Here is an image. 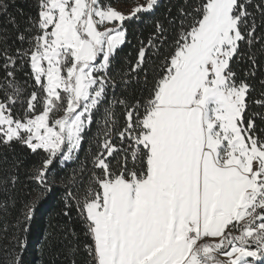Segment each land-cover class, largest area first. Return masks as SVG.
Masks as SVG:
<instances>
[{
    "label": "snow or ice",
    "instance_id": "snow-or-ice-1",
    "mask_svg": "<svg viewBox=\"0 0 264 264\" xmlns=\"http://www.w3.org/2000/svg\"><path fill=\"white\" fill-rule=\"evenodd\" d=\"M158 6L132 0L121 11L104 0H37L36 17L17 26L19 46L0 37V144L40 158L36 195L17 217L7 264H24L55 162H79L102 109L91 169L81 165L79 191L66 196L90 240L88 264H264V91L253 99L248 83L257 67L251 49L264 51V0H192L169 21L170 42L157 21L135 61L116 73L129 23ZM153 56L160 62L147 96L117 97L141 73L147 83ZM245 58L251 66L241 76ZM26 68L30 92L18 81ZM67 182L77 183L75 171Z\"/></svg>",
    "mask_w": 264,
    "mask_h": 264
},
{
    "label": "trees",
    "instance_id": "trees-1",
    "mask_svg": "<svg viewBox=\"0 0 264 264\" xmlns=\"http://www.w3.org/2000/svg\"><path fill=\"white\" fill-rule=\"evenodd\" d=\"M104 2L113 6H128L132 0H104ZM191 2L192 0H159V6L154 15L145 16L142 20L129 23L127 43L118 50V56L113 62L116 73H119L121 69L127 70L128 65L135 61L141 41H146L149 38L157 21L168 28L170 42L173 31L169 21L177 19L180 9L187 8ZM0 3L7 5L6 11L0 10V37H6L8 45L17 47L19 46V42L15 40L17 26L20 30H24L28 26L29 19L36 17L37 0H0ZM259 24L260 19L257 16V25ZM258 34H264V29L258 28ZM167 51L168 48L165 47L164 53L166 54ZM251 51L256 58L257 67L255 76L248 78V83L254 89L252 98L255 99L264 91L261 85V81H264V51H261L258 44L254 45ZM245 52L247 53V49ZM159 62L154 56L149 59L146 68L147 83L144 73H141L138 83L133 81L132 86L127 89L121 85L116 89V96L123 95L130 103L142 96H147V89L152 86L155 69ZM250 66L249 61L245 58L237 71L243 76L248 72ZM28 71L30 69L27 68L23 71L17 70L19 86L30 92L32 90L31 81L26 75ZM117 82L119 83V76H117ZM2 93L3 88L0 87V94ZM253 110L260 111L255 106ZM116 111L120 116L122 109ZM102 114L103 109L100 114L94 117L95 121L99 123H93L84 134L79 162H70L66 167L58 161L55 162V166L48 176L52 191L40 199L31 230L26 235L27 246L22 256L24 264H72L73 260H75V264H88L89 257L84 245L90 243V240L84 234V225L76 209L66 206V196L69 192L77 193L79 191L81 165L85 164L88 169H91L89 158L96 151L97 137L102 136ZM39 159L30 150L20 145L8 147L0 144V264H7L10 251L6 250H11L14 246L16 235L14 225L23 203L35 198L37 184L32 176L35 167L38 166ZM74 171L77 178L76 184L67 182V178L72 177ZM84 175L86 178L87 172ZM13 180H15L14 184ZM12 201H15V207L11 206ZM4 203L9 206L4 208L2 206ZM72 248L77 249L75 254L69 253V249Z\"/></svg>",
    "mask_w": 264,
    "mask_h": 264
},
{
    "label": "rangeland",
    "instance_id": "rangeland-1",
    "mask_svg": "<svg viewBox=\"0 0 264 264\" xmlns=\"http://www.w3.org/2000/svg\"><path fill=\"white\" fill-rule=\"evenodd\" d=\"M115 7H117L121 11H127L128 8V6H123V5H116Z\"/></svg>",
    "mask_w": 264,
    "mask_h": 264
}]
</instances>
